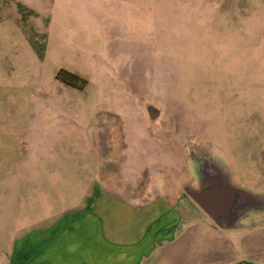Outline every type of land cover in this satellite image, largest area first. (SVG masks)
<instances>
[{
    "label": "rangeland",
    "instance_id": "1",
    "mask_svg": "<svg viewBox=\"0 0 264 264\" xmlns=\"http://www.w3.org/2000/svg\"><path fill=\"white\" fill-rule=\"evenodd\" d=\"M61 69L87 85L57 79ZM147 104L160 115L151 119ZM34 129L60 140L43 169L48 199L59 197L54 218L60 207L93 210L111 186L120 196L144 192L126 197L142 205L138 227L146 226L147 196H182L180 183L193 179L192 143L223 150L237 182L264 190V0H0V145L16 143L10 132ZM5 150L0 227H16L18 237L29 198L41 190L28 180L36 168L8 162L23 150ZM202 217L190 215L186 233L177 229L132 264H264V230L215 232ZM256 222L264 227V216ZM7 234L0 231V256Z\"/></svg>",
    "mask_w": 264,
    "mask_h": 264
},
{
    "label": "crops",
    "instance_id": "2",
    "mask_svg": "<svg viewBox=\"0 0 264 264\" xmlns=\"http://www.w3.org/2000/svg\"><path fill=\"white\" fill-rule=\"evenodd\" d=\"M9 136L14 137L13 142L16 143L0 147H5L6 153L19 148L23 152H20L22 160L15 162L11 157L8 162L21 168H36L37 176L28 180L34 189L39 188L41 191L35 190V195L29 198L28 205L32 209L28 208L24 217L27 227H24L22 236H16V227H0V231L5 230L8 233L5 237L2 236L4 244H1L6 255L0 256L6 264H132L136 256L152 254L158 247L161 249L172 241L177 229L186 233L187 227H190V215L203 214L205 227L215 232L224 231L185 193L181 196L179 193H170V190L165 192L162 189L152 192V196H147L151 199L147 207L153 212L144 227H138L144 208L127 198L139 200V197L146 196L144 192L131 190L129 194L120 196L118 192H112L111 186L98 196L93 210L82 213L72 209L64 211V208L60 207V215L54 218V210L59 214V197L57 200L48 199V188L44 187L47 177H43V172L48 170L43 169L48 168L49 151L60 150L58 136L55 137V133L46 129L28 130L22 134L10 132ZM20 142L22 144H19ZM237 149L241 151L239 145ZM257 149L260 150L259 158L264 163V144ZM245 151L255 150L247 148ZM92 184L95 188L94 183ZM95 190L90 186V193ZM36 206L38 207L35 209ZM47 218L52 221L49 222ZM209 220L212 223H209ZM232 230H254L252 232L258 234L264 227L255 222L251 227ZM118 237L128 239L130 245L125 246L132 249L126 252L120 249L119 246L123 244L117 242ZM258 248H261L260 252L264 251V246L260 245Z\"/></svg>",
    "mask_w": 264,
    "mask_h": 264
},
{
    "label": "water",
    "instance_id": "3",
    "mask_svg": "<svg viewBox=\"0 0 264 264\" xmlns=\"http://www.w3.org/2000/svg\"><path fill=\"white\" fill-rule=\"evenodd\" d=\"M151 119L160 115L146 105ZM193 179L180 183L182 191L222 230L251 227L264 216V190H255L235 179L232 163L214 146L189 144Z\"/></svg>",
    "mask_w": 264,
    "mask_h": 264
},
{
    "label": "trees",
    "instance_id": "4",
    "mask_svg": "<svg viewBox=\"0 0 264 264\" xmlns=\"http://www.w3.org/2000/svg\"><path fill=\"white\" fill-rule=\"evenodd\" d=\"M19 6L22 9L26 8L25 5L20 4V3H19ZM29 11L34 13V11H32V10H29ZM56 77H57V79L63 81L64 83H66L70 86L76 87V88H80V89H83L88 83L86 78H84L83 76H81L75 72L69 71L67 69L59 70Z\"/></svg>",
    "mask_w": 264,
    "mask_h": 264
}]
</instances>
